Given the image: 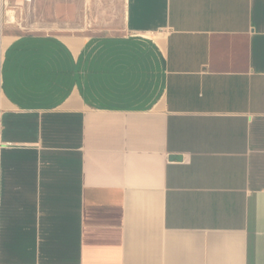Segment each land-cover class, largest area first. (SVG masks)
I'll return each mask as SVG.
<instances>
[{
	"label": "crops",
	"instance_id": "crops-1",
	"mask_svg": "<svg viewBox=\"0 0 264 264\" xmlns=\"http://www.w3.org/2000/svg\"><path fill=\"white\" fill-rule=\"evenodd\" d=\"M113 1L0 0V264H264V0Z\"/></svg>",
	"mask_w": 264,
	"mask_h": 264
},
{
	"label": "rangeland",
	"instance_id": "rangeland-1",
	"mask_svg": "<svg viewBox=\"0 0 264 264\" xmlns=\"http://www.w3.org/2000/svg\"><path fill=\"white\" fill-rule=\"evenodd\" d=\"M71 7L76 13L84 11V33L87 36L113 35L114 29L121 28V5L113 0H72ZM120 3V2H119ZM118 3V5H119ZM118 9V10H117ZM114 15V16H113ZM77 19V17H76ZM81 19V16H80Z\"/></svg>",
	"mask_w": 264,
	"mask_h": 264
},
{
	"label": "built area",
	"instance_id": "built-area-1",
	"mask_svg": "<svg viewBox=\"0 0 264 264\" xmlns=\"http://www.w3.org/2000/svg\"><path fill=\"white\" fill-rule=\"evenodd\" d=\"M27 1H30V0H27Z\"/></svg>",
	"mask_w": 264,
	"mask_h": 264
}]
</instances>
